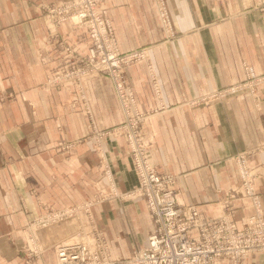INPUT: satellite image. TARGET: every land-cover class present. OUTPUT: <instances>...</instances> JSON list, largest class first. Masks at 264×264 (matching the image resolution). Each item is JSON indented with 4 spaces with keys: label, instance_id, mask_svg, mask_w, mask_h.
I'll return each instance as SVG.
<instances>
[{
    "label": "crops",
    "instance_id": "crops-1",
    "mask_svg": "<svg viewBox=\"0 0 264 264\" xmlns=\"http://www.w3.org/2000/svg\"><path fill=\"white\" fill-rule=\"evenodd\" d=\"M57 0H0V264H28L23 227L45 206L62 207L88 199L101 177L94 140L78 142L68 156L56 142L87 135L84 113L69 105L71 94L45 84L40 51L54 42L40 8ZM256 0H161L163 25L154 0H108L122 51L146 48L144 63L124 71L141 110H153L143 126L151 157L161 171L175 174L181 204H197L211 216L222 199L235 196L238 226L252 213L232 156L256 149L253 168H262L257 187L264 213V79L255 92L208 103L193 99L249 76H264V13ZM70 22L59 26L69 32ZM158 86L159 92L154 89ZM84 89L99 129L117 126L123 113L107 76L87 78ZM74 95V94H73ZM3 97V98H2ZM256 97L259 107L255 104ZM118 190L134 188L136 176L124 137L103 141ZM115 258L130 256L152 231L144 200L108 199L94 207ZM72 224L41 232L42 242L66 235ZM37 264H56L52 248ZM248 264H264V252Z\"/></svg>",
    "mask_w": 264,
    "mask_h": 264
},
{
    "label": "built area",
    "instance_id": "built-area-1",
    "mask_svg": "<svg viewBox=\"0 0 264 264\" xmlns=\"http://www.w3.org/2000/svg\"><path fill=\"white\" fill-rule=\"evenodd\" d=\"M106 1L57 0L43 4V17L49 22L54 42L53 51L41 55L48 65V84L62 86L70 93L75 91L74 98L83 101L79 108L89 130L77 142L94 140V151L99 152L95 170L101 177L93 183L87 200L58 208L45 206L42 214L27 222L24 230L28 262L37 264L38 255L44 251L41 230L68 222L72 224L70 231L52 244L56 264H248L251 255L264 250V214L256 179L262 168L254 169L250 163L256 149L240 150L232 156L238 180L253 210L246 225H237L231 195L222 199L220 212L211 216L200 211L197 204H181L175 174L156 167L149 152L151 144L144 135L143 126L154 111L140 109L135 91L124 76L132 64L144 63L152 69L147 47L129 51L119 48L110 15L97 7ZM154 1L165 25L161 0ZM254 7L264 13V0H256ZM66 22L71 24L69 32L59 31ZM76 38L79 43L72 46ZM100 76L111 79L123 113L120 123L111 128L97 127L84 89L87 78ZM262 79L264 76H249L193 101H222L242 91L254 94L255 83ZM154 89L159 92L157 85ZM73 102L74 106L78 104ZM117 133L124 137L136 176L137 184L131 189L118 190L103 147V141ZM75 143L61 141L57 146L68 152ZM134 197L143 198L152 231L145 244L130 256L115 258L97 224L94 207L108 199L125 205Z\"/></svg>",
    "mask_w": 264,
    "mask_h": 264
},
{
    "label": "rangeland",
    "instance_id": "rangeland-1",
    "mask_svg": "<svg viewBox=\"0 0 264 264\" xmlns=\"http://www.w3.org/2000/svg\"><path fill=\"white\" fill-rule=\"evenodd\" d=\"M44 3H48V2H43V3H41V9L43 10V4ZM101 4L102 3H100L97 7L98 8H101V9H106V7H102L101 6ZM254 7V6H253ZM254 9H256L255 7H254ZM107 10V12H108V15H110V13H109V11H108V9H106ZM257 10V9H256ZM44 11V10H43ZM261 12V11H260ZM42 15H43V12H42ZM110 17H111V21H112V16L110 15ZM112 24H113V22H112ZM45 27H46V29L48 30V32H49V36L52 38V32L50 31V29H49V22H47L46 21V19H45ZM117 38V37H116ZM53 40V39H52ZM74 40V39H73ZM74 43H79V41L77 40V38L75 39V41L72 43V46L74 45ZM118 44V43H117ZM119 48H120V46H119ZM47 51H40L39 52V55H38V59H39V61H40V63L42 64V66H43V70L45 71V73H46V81H45V84L47 85L48 84V82H49V72L47 71V67H48V65H47V63H45V61H43V59L41 58V55H43V54H45ZM235 83H237V82H235ZM231 84H233V83H231ZM231 84H227V85H224V86H229V85H231ZM47 86H51V87H62V86H52L51 84L49 85H47ZM255 87V86H254ZM63 88V87H62ZM65 89V88H64ZM216 89V88H215ZM67 90V89H66ZM68 91V90H67ZM69 92V91H68ZM254 92H255V90H254ZM70 93V92H69ZM73 93H76L75 91L73 92ZM73 93L71 94V100L68 102L69 103V105H70V107L72 106H74V102L73 101H75L76 103H78L79 105H80V103L81 102H83L82 100H80V99H75L74 97V95H73ZM242 93H247V92H244V91H242ZM249 95H252V94H250V93H248ZM204 95V94H203ZM238 95H239V93H238ZM236 96V95H235ZM232 97H234V95H230V96H227V97H225V98H223V100H227V99H231ZM3 98V97H2ZM254 100H255V105L257 106V107H259V100L256 98V97H254L253 98ZM222 100V101H223ZM196 102V101H195ZM204 103V102H203ZM86 136V135H85ZM77 140L78 139H76V140H72V141H69V143H72V142H76L73 146H72V148L71 149H69V151L68 152H66V151H62L60 148V150L62 151V152H66L67 153V155L68 156H72V154L73 153H75V150H76V146H77V144H78V142H77ZM67 142V141H64V140H59V141H57L56 142V146H57V144H58V142ZM58 147V146H57ZM65 153V154H66ZM97 154H99V152H96ZM106 154V153H105ZM257 189H258V187H257ZM244 193V192H243ZM258 195H259V192H258ZM260 196V195H259ZM245 197H246V195H245ZM247 198V197H246ZM232 202H233V208L235 209V206H234V199H235V196H232ZM248 199V198H247ZM249 200V199H248ZM249 203H250V201H249ZM261 204V203H260ZM251 206V205H250ZM251 210H252V207H251ZM252 212H253V210H252ZM43 213V211H39V212H37V213H34L33 215H31V217L28 219V221L29 220H34L36 217H38V215H40V214H42ZM252 214V213H251ZM250 214V215H251ZM264 214V213H263ZM235 219H236V217H235ZM27 221V222H28ZM27 222H26V224H27ZM248 223V220H247V222H245V223H243L242 225H246ZM25 224V225H26ZM25 225L23 226V227H21V231H22V235H23V237H24V239H25V251H24V258H25V260H27L28 259V256H27V253H28V246H27V240H26V238H25V236H26V231L24 230V228H25ZM241 225V226H242ZM49 229V228H48ZM45 230H47V228H43V230H41V232L43 233V231H45ZM41 232H40V239H41V242H42V238H41ZM53 242H54V240L53 241H51V243H49V244H47V243H43L42 242V246L44 247L45 246V248H44V251H46V249H49V248H52L53 249V252H54V248H53V246H52V244H53ZM44 251L43 252H41L38 256H42L43 255V253H44ZM261 252H264V250L263 251H259L258 253H261ZM258 253H255V254H258ZM255 254H253V255H255ZM253 255H251V257H253ZM54 257H55V254H54ZM250 257V258H251ZM250 260V259H249ZM249 260H248V263H249ZM27 262H28V260H27ZM35 262H32V261H29L28 262V264H34Z\"/></svg>",
    "mask_w": 264,
    "mask_h": 264
}]
</instances>
